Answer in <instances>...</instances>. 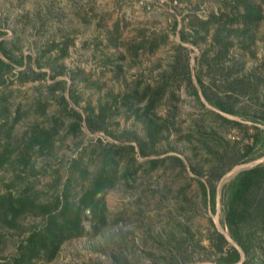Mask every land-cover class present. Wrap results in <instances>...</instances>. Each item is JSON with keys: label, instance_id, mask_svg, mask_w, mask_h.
Masks as SVG:
<instances>
[{"label": "rangeland", "instance_id": "374dc122", "mask_svg": "<svg viewBox=\"0 0 264 264\" xmlns=\"http://www.w3.org/2000/svg\"><path fill=\"white\" fill-rule=\"evenodd\" d=\"M0 59V201L54 204L65 186L76 200L99 169L111 177L99 230L87 212L32 264H218L204 259L210 220L237 247L221 197L264 164V0H0ZM243 152L214 181L212 213L199 181ZM5 211L0 264H14L44 215ZM255 236L264 264L262 222Z\"/></svg>", "mask_w": 264, "mask_h": 264}, {"label": "trees", "instance_id": "16d2710c", "mask_svg": "<svg viewBox=\"0 0 264 264\" xmlns=\"http://www.w3.org/2000/svg\"><path fill=\"white\" fill-rule=\"evenodd\" d=\"M244 7L248 20H253L254 18L258 20L262 17L258 6L246 4ZM0 62L3 61L0 59ZM190 87L195 98L200 101L197 90L191 82ZM203 95L207 97L204 90ZM215 105L221 110L232 112V109L225 108L222 101ZM89 128L93 130L92 126H89ZM258 130L259 133H264L263 129ZM256 136L258 137V135ZM246 155V152L236 155L226 167L215 166L210 171L211 175L207 177L208 186L203 181H199L202 200L211 204L212 213L215 212L217 193L214 181L220 178L234 164L253 159H245ZM174 159L182 167L184 166L180 158L174 157ZM154 162L155 159L152 160V163ZM216 171L217 173H215ZM85 173L89 174V170L87 169ZM109 179L111 177H109L108 171L103 168L99 169L93 174L87 187L76 200L68 199L66 186L61 190V194L56 195L54 204H36L31 199L22 196L15 198L9 196L1 200L0 206L6 210V214L10 212L13 217L23 212L29 205L34 209L40 210L44 215L42 225L33 230L25 239V242L19 245V255L12 259L14 264H32L33 258L38 257L40 254H45L48 258H51L59 250L63 241L82 234V220L88 213L90 218L94 220L93 227L95 231H98L99 226L104 224L105 221L103 212L105 210V202L102 191H104ZM263 180L264 164H258L239 173L222 192L221 200L226 209L225 225L231 239L246 256L242 264H252V260H257L255 256L261 255L255 249L254 238L261 222L264 229V196L258 192ZM258 218L263 219V221L260 222L261 219L259 220ZM210 222L213 228L208 235V246L212 249L209 250V254L204 259L218 264H235L239 262L241 258L240 250L236 246L229 244L224 235L216 230L211 220ZM200 247L202 248V246ZM213 254L216 256L211 257ZM181 258L183 259V257ZM189 261L179 260L175 264H184Z\"/></svg>", "mask_w": 264, "mask_h": 264}, {"label": "built area", "instance_id": "2783aa9c", "mask_svg": "<svg viewBox=\"0 0 264 264\" xmlns=\"http://www.w3.org/2000/svg\"><path fill=\"white\" fill-rule=\"evenodd\" d=\"M146 1H148V0H139V2H140V4H144ZM148 8H150V6H148Z\"/></svg>", "mask_w": 264, "mask_h": 264}]
</instances>
